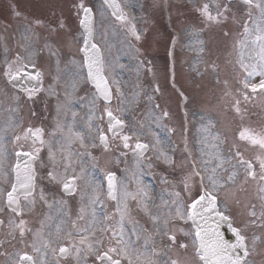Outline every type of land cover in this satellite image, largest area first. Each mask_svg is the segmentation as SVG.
I'll return each mask as SVG.
<instances>
[{
  "label": "rangeland",
  "instance_id": "obj_1",
  "mask_svg": "<svg viewBox=\"0 0 264 264\" xmlns=\"http://www.w3.org/2000/svg\"><path fill=\"white\" fill-rule=\"evenodd\" d=\"M20 1H24L22 6L17 5V10L21 11V16H24L23 13L25 12L28 25L33 26L35 19L41 21L42 23L38 25L40 29L38 30L37 27H30L28 30L23 29V32H27L26 34L20 33L24 38V42H21L19 46H15L12 37L13 32L10 28L19 29V26L14 25L13 23L15 22H11V27L9 26L10 24H6L9 21L6 15H8V11H10L12 1L0 0V14L6 16L5 23H1V28L4 30V33H8L10 37H8L9 40H6L7 42L5 41V47L0 49V57L3 60L6 58L9 51L12 52V54L14 51H20L21 55L27 58V62L31 61L32 64L39 66L44 72V89L38 95H33L31 99H28L26 94L14 89L6 82L7 80L1 68L3 62H0V135H6L9 138H13L15 135L21 136V141L16 145H13L11 139L5 140V148L9 151L14 152L19 150L21 146H23L24 150H28L33 145V141L32 138L24 139V132L29 128L33 130L40 128L43 130L45 144L43 146L39 144L36 145V147H41V151L38 161L36 162L37 179L34 193V206L29 207L23 199L21 207L22 215H17L4 206L3 199L0 197V219L3 221V224L0 225V237H2L0 242V264H14L18 259V254L24 252L28 254L32 253L37 264H75L78 263V258L83 260L84 251L89 250L88 243L93 241L91 239H94V233L99 231L101 216V212L99 213V202L93 204L91 200L95 197L96 192H99L101 187L99 181L100 175L102 173L107 174L109 171H115V162H119L118 159H120L121 155L118 151L119 149H123L122 144L118 140H116L118 146L115 147L117 151L110 150V153V151L100 147L99 129L102 123H99V112H102L105 107H112L114 110H117L116 113L118 112L117 114L121 119H125L127 123H129L127 128L130 133H133L136 138L147 139L152 143L153 154L146 155V160L139 161L136 156L133 154L129 155L127 152L122 155V158L128 160L127 165L131 169L123 170L126 163L120 159L123 167L117 169L120 174L121 187V196L119 195V198L123 197V192L125 190L134 193L138 187H144L149 196L150 185L140 177L139 174L141 171L148 174L150 171L155 179L158 180L161 178L163 184L168 188H173L174 184L183 185L182 181L191 172L189 159L180 152H176L175 166H170L175 168L172 169L168 167V160L165 159V156L160 155L161 152L165 154L163 148L168 142L166 137L168 134L165 133L167 127L161 125V123H168V120L162 118L166 102L162 96H155V98H158L160 106L159 108L154 107L155 104L152 95H155V79L149 78L146 75L145 78L137 84L136 77L132 78L130 57L133 56L134 50H130V39L124 36L120 37L125 34L126 31L116 23L113 17H109V9L102 6L100 0H82V2L85 6L96 4L97 40L105 46L106 54L110 61L108 62V75L111 81L115 80L118 82L120 91L123 93V96H119V99L116 103H113L112 106L104 104L101 101L94 87L88 83L85 69H83V75L77 78V85L75 90L71 92V96H65V87L69 72L79 70L78 67L71 65L70 61L74 59L77 62V66L82 62V55L79 52L82 41L81 30L79 29L78 17L75 9V5L80 3L81 0H61V2L60 0H43L36 8L32 5L36 0ZM58 1L59 3L57 4ZM184 1L187 2L190 16L197 17L198 24L196 21V25H200V17L197 10H200L205 3L209 4L211 12L216 11L217 6H219V9L226 8L230 10V2L226 0ZM123 2L130 11H132L136 2L140 3L139 0H123ZM143 4H146L144 0ZM149 9L150 8L147 9L146 7L143 18L149 16ZM32 10H35L34 12L37 14H31ZM3 16L0 17L2 18ZM207 21L218 24L215 21ZM228 21L229 19L227 16V20L221 22V24L227 23ZM60 23L65 25L63 29L58 28V24ZM202 25L208 26L211 24L204 22ZM49 30L53 31V33H50ZM14 32L17 33V31ZM99 33H106V35L102 36ZM59 35L66 36L63 42L57 40ZM155 36L156 31H153V42L156 40ZM32 37L34 40H31ZM201 42L204 44V46H202L203 55L208 54L212 49L213 55L219 60H225L227 58L226 49L229 48V46L224 36L215 42L214 35L211 32H202ZM46 44L48 45L47 47L45 46ZM50 48L56 52V55L50 53ZM124 51H126V53H124ZM178 52L177 50V53ZM125 55L128 57L127 61L121 59V57ZM231 57L232 56H230V59ZM235 59L236 57L233 56L232 61L237 63L238 58ZM228 66L229 71L223 69V74L224 78L227 77L228 83H230V94L227 93L228 86L225 81L223 80L224 83L219 81L217 88L222 90L221 92L214 93L215 95L221 94V96L217 98L218 107L219 105L220 107L230 105V110L234 111L239 123H248L249 121L252 123H264V114L260 116V111L258 117L257 114H253L252 117L243 115V119L236 114L234 105L237 100L240 102L242 113H245L243 88L241 87V80H239V78H236L234 75L230 78V63ZM216 73L223 77L221 70L216 71ZM179 76L181 80H183L186 91L191 93V95H187L186 102L189 103V108H186V113L193 114L194 111L197 112V115L193 114L188 117V123H190V125H188L186 137L192 139L191 143H194V146L195 144L205 145L206 142L204 140L208 135L203 130V126H205L203 124H210L204 120L211 119L214 122V128L220 131V128L224 127V125L217 123L214 119H217L218 116L219 119H226V111H221L219 115L214 112L215 106L212 104V101H210V97L207 95L206 91V89H210L213 86L208 75L203 78L200 77L201 74L192 77L191 74H187V69L185 68L179 71ZM112 85L116 91L117 85ZM262 96L264 97V94H262ZM93 97H97L95 103H93ZM258 108L259 104L253 110L257 111ZM73 112L77 113L74 130L84 137V144L81 146L79 140L73 142L72 167L75 169L78 176L82 175L83 170V175L78 181V189L75 194L68 196L62 193L59 183V180L64 176V162L61 160L62 153L60 151V143L57 142V138L61 134L57 129V125H67L71 123L70 118ZM228 113H230V117L233 119L231 111ZM259 118H261L260 121H258ZM170 122H174L172 124L181 131L182 121L178 116L175 115L174 120H170ZM9 124L13 125V127L8 128L5 132L4 129ZM153 124H155L156 127L159 125V130L164 132L165 136L162 134H155L152 128ZM210 126L213 127L212 125ZM211 127H208V130L215 135L216 133L214 131L212 132ZM54 132L55 135H53ZM175 136L177 137L176 133ZM208 137L210 141L217 143L211 136ZM157 138L159 142H157ZM178 142L182 144L183 141L179 138ZM49 143L55 150V161L49 159ZM170 148L172 150L171 144ZM219 148L221 150L219 151L221 152L220 156H224L223 161L227 163V151L222 150L223 147L221 145H219ZM196 150L197 158L195 160L196 163H199L200 160L198 157L200 156V151L199 149ZM63 154L66 155L67 153L65 152ZM206 155L205 159H209ZM106 157L110 160L108 161L107 159L105 162L104 158ZM132 158L134 159L133 161H131ZM8 161L12 163L14 161V155L6 158V167ZM214 161V159H212V161L210 160L207 172H204L203 168H201L202 174L205 176V184H209L207 176L211 172ZM216 162L217 164L220 163L219 160H216ZM49 171H54V174L57 175V181L49 179ZM217 172L219 174V168H217ZM223 173L222 170L221 176H223ZM97 185L100 186L97 187ZM190 186L194 194L199 187V178L193 177V182ZM5 187V184L0 183V191ZM242 188V180L235 179L234 183H230V189L226 187L225 190L220 193L222 199L224 195L227 197L228 201L230 198L231 214H235V203L240 200L241 204L244 200L243 193H240V198L233 197V195L236 196V194L241 192ZM41 190H43V195L47 204L40 199ZM185 193V201L189 203L191 201L189 194L187 192ZM29 199H32V197ZM137 199H139V197ZM162 200V206L169 204L165 196ZM179 200L181 199L179 198ZM111 203L109 205H111ZM127 203L131 209V217L135 214V211H137V203L131 200V198H129ZM49 204L51 207H48ZM81 209H83V211H81ZM80 217L83 218L81 219ZM240 217L242 218V216ZM20 219L25 220L26 229H30V231H25L22 238L18 229L14 227ZM118 220L119 214L115 213L113 216L112 229L114 227L116 228ZM57 226L60 227L59 233L56 231ZM85 228L89 229V234L86 243L81 245L79 243L80 236L76 235V233ZM68 233H72L73 235L69 236ZM109 236L110 232L103 241V246H110L111 241ZM72 243H75V246L80 249V252L77 253L72 249L73 251L71 254L66 257H60L58 253L59 247L62 245L71 247ZM98 247L99 244H95L91 250Z\"/></svg>",
  "mask_w": 264,
  "mask_h": 264
},
{
  "label": "snow or ice",
  "instance_id": "obj_2",
  "mask_svg": "<svg viewBox=\"0 0 264 264\" xmlns=\"http://www.w3.org/2000/svg\"><path fill=\"white\" fill-rule=\"evenodd\" d=\"M103 3L111 9V15L116 21L129 25L127 31L130 36L134 40L140 41L142 38L141 33L136 29L135 24L130 22L119 0H103ZM244 3L249 8L254 7L259 10L260 13V16L251 28L248 23L243 25V38L237 42V64L239 69L245 74L241 82L242 87L245 89L243 97L245 100H249L254 98L257 94H264V0H244ZM75 9L78 17L79 29L81 30L82 41L79 52L82 54V62L77 66V62L74 59L70 61L71 65L78 67L79 70L69 72L66 81L65 96H71V92L76 88L77 78L83 75V69H86V79L94 85L98 96L102 97L105 102L110 103L113 93L110 87V81L104 74V62L100 45L95 42V36L98 34L96 32L95 14L92 8L85 6L82 0L75 5ZM217 9H219V6H217ZM200 11L209 21L220 23L221 17L227 20V17L223 16L219 10H217L216 15L213 16L208 3H205ZM16 15H19V13H16ZM249 18H252L251 13H249ZM41 23V21H36L37 25ZM64 27L65 25L63 23L58 24V28L63 29ZM99 34L102 36L106 35V33ZM224 35L227 36L228 33L225 32ZM45 46L47 47L48 45L46 44ZM129 47H131V45H129ZM49 51L52 55H56V52L51 48ZM35 68V64H32L31 61L26 62L25 58L18 54L13 61L8 63L3 74L14 86L18 81L35 80L40 82L42 73L39 71L33 73ZM111 83L117 85L116 94L122 97L123 93L120 91L118 82L112 80ZM21 90L27 95L28 99H31L38 91L35 87L29 88L26 86H22ZM155 91H159V88H156ZM96 98L97 97H93V103H95ZM154 107H159V105H154ZM234 110L236 114L243 119L239 100L236 101ZM105 112L108 117V131L115 135L125 126L124 121L114 116L110 109H105ZM76 116L77 113L73 112L70 118L71 123L67 125H57V129L61 133L57 138V142L60 143V151L62 153L61 160L64 162V176L59 180V183L62 185V192L69 195L75 194L78 181L83 175V170L82 175L78 176L75 169L72 167L73 142L79 140L81 146L84 144V137L74 130ZM164 116H167V112L164 113ZM208 123L214 127V122L211 119H209ZM11 127H13V125H7L4 131L6 132L7 129ZM203 130L208 136H211L213 140L218 142L212 144V147L216 149V151L209 159H205L206 153L204 149L200 150V156L198 157L204 172L208 171L211 159L220 161L219 164L212 166L211 172L207 176L210 187L205 186V176L202 174V171L198 169L196 160L189 157L191 172L185 177L182 183L184 190L189 194L191 202L184 204L182 201H172V204L168 205V213L166 216L162 217L156 215L147 207L151 198L148 196V192L144 187H138L134 193L125 190L123 192V197L118 198L116 194L115 173L109 171L105 175L104 179L107 181V196L117 201L115 213L119 214V220L117 221L115 229H112L110 225H106L103 228L105 232H110L109 239L111 243L106 251H96L95 259L99 261L100 264H125V262L126 264H139L142 257H144V264H156V261L151 259L148 255L149 253L156 255L154 249L150 245V237L145 236L143 238V245L145 246L144 252H141L138 246L141 242L142 233H145L147 230L136 221L133 227L128 232H125V222L130 217L131 213V209L127 203L129 198L137 203L139 210L148 215L155 229V235H166L168 240L173 244L176 243V236L164 230L167 228L169 219L174 214V216L180 220H184L185 222L191 221V230L184 234L185 236H191L195 246V256L198 258L199 264H249L248 258L250 256V250L248 236L242 231L241 226L235 225L232 216L227 211V206L225 205L223 210L220 206L223 203L220 199V193L223 192L230 183L235 182V178L239 173L237 171L231 172L226 180L219 176L217 168L224 163L223 159L219 156V143H223V141L219 134L213 135L209 132L207 126H203ZM53 135H55V132ZM29 138H32L33 141V148L31 150L25 151L23 146H21L19 150L12 152L5 148V140L11 139L13 145H16L21 141V136L15 135L13 138H9L6 135H0V183L7 185L6 188L0 191V197L6 199L7 207L17 215H22L20 205L21 198L24 199L29 207L35 204L34 193L37 179L35 164L41 151V147H36V145L39 144L43 146L45 144L43 130L40 128L35 130L31 128L27 129L24 132V139ZM99 139L104 147L107 148L108 138L102 131ZM122 140L124 149L133 147L129 143L131 140L130 136L125 135L122 137ZM237 140L242 142L244 146H250L255 149L256 152L254 158H245L241 148L239 146H234L235 151L231 153V158L234 159L236 163L233 165V168L243 169L246 178L252 180L259 179L262 185L258 189L259 199L262 205H264V130L257 132L253 129L244 127L239 130ZM157 142H159L158 138ZM148 148L149 145L147 143H142L137 140L133 150L137 156H142ZM65 152L67 153L66 155L63 154ZM12 155H14L15 162L11 163L8 161L6 167V158ZM160 155H164L165 159L168 160V157L163 152H161ZM48 156L50 160L55 161V150L50 143L48 146ZM257 167L259 169L258 173ZM48 177L52 181H57V175L54 174V171H49ZM193 177L199 178V187L194 194L190 186L193 182ZM99 186L100 185H97V187ZM174 195L178 198L180 196L179 193H175ZM30 197H32V199H29ZM138 197L139 199H137ZM40 199L47 204L43 195V190H41ZM91 202L93 204L98 203L99 197H93ZM48 207H51V205L49 204ZM252 209L250 215L256 217L255 205L252 206ZM81 211H83V209H81ZM80 218L82 219L83 217ZM251 223L255 224L256 220H252ZM2 224L3 221H0V225ZM25 224L26 221L20 219L18 223L14 225V227L18 229L21 238L24 236L25 231H30V229H26ZM224 224H227L228 230L233 233L235 237L234 242L225 239L224 233L221 231V227ZM261 226L264 227V225ZM56 231L57 233L60 232L59 226H57ZM181 231H183V229H181ZM88 234V228L76 233V235L80 236L79 243L81 245L86 243ZM68 235L72 236L73 234L68 233ZM261 240L262 238L260 236L253 235L252 246L255 247V244ZM95 244H102V241L94 240L88 243V248L91 250ZM180 247L186 249L187 244H181ZM72 249L77 253L80 252V249L75 246V243L71 244V249L68 246L60 247L59 252L61 255L66 256ZM14 264H35V261L31 255L24 252L18 254V259ZM169 264H178V261L171 260Z\"/></svg>",
  "mask_w": 264,
  "mask_h": 264
},
{
  "label": "flooded vegetation",
  "instance_id": "obj_3",
  "mask_svg": "<svg viewBox=\"0 0 264 264\" xmlns=\"http://www.w3.org/2000/svg\"><path fill=\"white\" fill-rule=\"evenodd\" d=\"M114 136L120 137L121 139H122V137H123V135H122L121 133L115 134ZM129 143H130L132 146L135 145V144L133 145L132 141H129ZM101 250H102V249H101ZM106 250H107V249L105 248V249H103L102 251H106ZM165 259H166V264H169V262H170L171 260H168L167 257H166ZM172 259L178 261V264H181V258L179 257L178 254H176V255L174 256V258H172Z\"/></svg>",
  "mask_w": 264,
  "mask_h": 264
},
{
  "label": "water",
  "instance_id": "obj_4",
  "mask_svg": "<svg viewBox=\"0 0 264 264\" xmlns=\"http://www.w3.org/2000/svg\"><path fill=\"white\" fill-rule=\"evenodd\" d=\"M221 231H222V228H221ZM226 239V238H225Z\"/></svg>",
  "mask_w": 264,
  "mask_h": 264
}]
</instances>
